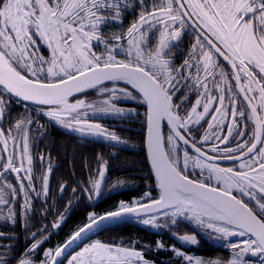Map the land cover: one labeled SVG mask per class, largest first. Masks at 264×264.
<instances>
[{"label":"snow or ice","instance_id":"snow-or-ice-1","mask_svg":"<svg viewBox=\"0 0 264 264\" xmlns=\"http://www.w3.org/2000/svg\"><path fill=\"white\" fill-rule=\"evenodd\" d=\"M130 7L140 9L138 20L126 32L102 36L103 26L122 24ZM189 29L195 43L176 67L173 49ZM121 52L124 59L117 58ZM92 89L107 94L99 106L81 98ZM125 99L146 108L157 195L145 192L113 211L90 214L89 223L65 245L46 250L39 264H63L60 258L83 234L127 218L153 228L188 221L210 237H246L228 245L234 250L228 261L195 264H264V0H134L131 6L127 0H0V221L14 225L19 216L27 223L34 201L50 192L52 168L35 174L45 159L32 154L30 131L38 122L13 120V103L30 102L50 122L115 146L120 137L93 122L88 110L123 116L117 104ZM106 169L105 162L82 189L89 199L103 194ZM44 231L38 230L41 239L31 233L34 242L19 256L13 245L0 244V264H36ZM176 238L198 244L196 235ZM137 243L97 240L68 264H150Z\"/></svg>","mask_w":264,"mask_h":264},{"label":"flooded vegetation","instance_id":"flooded-vegetation-1","mask_svg":"<svg viewBox=\"0 0 264 264\" xmlns=\"http://www.w3.org/2000/svg\"><path fill=\"white\" fill-rule=\"evenodd\" d=\"M129 5L131 6L134 3V0H127ZM140 14V9L135 8L132 10L130 7L127 13H122L124 16L123 22L121 23H109L103 26L102 36L105 38L111 37L114 34L119 35L122 32H126L127 28L131 26L132 23L138 20ZM158 36V33L156 34ZM95 43V42H94ZM115 43V41H113ZM155 43V40H153ZM195 43V37L192 34V30L189 29L187 35H185L179 43V48L173 49L174 56V64L176 67H179L184 59L188 55V51L191 49L192 44ZM124 47H127L124 44ZM94 50L99 54L103 51V44H100L98 47H95ZM118 59H124V54L121 52L117 57ZM107 86L109 88L112 87L111 83H108ZM121 87H123L122 82L120 83ZM103 87V85L101 86ZM82 99H85L88 103L96 104L97 106L101 105L103 100L107 98L106 93H100L98 89L88 90L87 94L81 95ZM194 102V97H193ZM25 104L21 102L20 104L13 103V110L22 109L25 112L26 117H30L33 121L38 123H33L30 131V142L32 144V154L34 160H38V158L43 155L45 157L43 163H37L35 174L37 177L42 175L43 172H46L49 167L52 168V172L49 176V186L50 192L47 198L43 196L40 199L34 201V210L36 212V216L38 221L33 223L35 226V230L32 231L39 233L38 230L46 229L44 231L43 236L48 239L50 235L55 236L58 231L64 226V223L70 221V214L73 211H78L83 208L84 205L90 203L91 208L86 211L84 220L81 222V225L77 228L79 229L83 225H85L86 216L89 212L96 213L93 209V206L96 205L97 198L93 197L89 199V194L84 192L82 189L84 187H89V181L93 178H97V169L102 167V165L106 162L107 169L105 171V180L102 184L103 194L99 197L101 200H107L109 202L108 209L102 211H113L120 200H127L120 196L117 199H114L113 196L117 194H124L129 187L127 184V179H129V172L123 173H115L114 172V160L117 159V156L120 155L121 151L124 148H130L125 139L123 138L124 133L126 132H139L146 130L145 123V111L146 108L144 105L140 104L138 100H122L117 104L118 107H121L125 110V114L123 116H112V115H104V114H93L89 109V118L93 122L100 123L103 127L107 128L109 131H113L117 136L120 137L121 143L115 144L112 146L114 142L106 141L100 137L87 136L82 137L77 132H72L70 130H66L63 127L55 124V122H50L46 116L41 115L39 112L34 109L37 108L36 105L28 104L29 108L25 110ZM17 107V108H16ZM18 116V117H17ZM13 120L19 119V114H12L11 116ZM8 125L6 124L5 127ZM206 127V126H205ZM39 129V130H37ZM202 131V130H201ZM56 133L59 134V138L63 140H57ZM100 140V141H98ZM100 142V143H99ZM103 144L104 149L103 152L106 151L105 154L103 152H99L98 155L97 145ZM56 147L58 148L56 150ZM223 147V145H221ZM72 151L74 153L82 152L85 154L83 163L81 165V170H79L76 165H69L70 174L67 172L68 166V152ZM58 153H60V159L58 157ZM105 155V156H104ZM62 161V162H61ZM67 161V166L65 162ZM62 163V172L60 173V166ZM222 164H229L231 162L223 161ZM58 171V172H57ZM136 174H140L138 171ZM72 176L73 179L69 180L68 177ZM118 181H122L123 185L117 188H112L113 185H116ZM61 185H67V188L63 193L60 191ZM37 189L40 188L39 180L36 183ZM73 189H76V192H73ZM111 189V191H110ZM119 191H116L118 190ZM116 191V192H114ZM55 197L54 201H51L50 198ZM58 198V199H57ZM98 198V199H99ZM82 200H84L82 204ZM78 201V202H77ZM22 202V201H21ZM75 202L78 203L77 207L73 209ZM1 222V221H0ZM189 223V227L185 232H175L174 237H179L182 235H196L198 243L201 240L211 241L214 237H210L207 232L203 229H199L197 226ZM54 224H59V227H53ZM76 229V230H77ZM38 235V234H37ZM30 242L34 241L30 235ZM38 239V238H37ZM44 239V240H46ZM177 244H184L185 248L192 247V244H186L181 242L178 238ZM3 245H13L16 246V243L10 240L5 239ZM62 242H56L62 244ZM31 247V245H30ZM51 246L44 247L40 252V260L42 259V252ZM39 250V249H38ZM37 250V251H38ZM16 252V248H15ZM39 260V262H40ZM38 262V263H39Z\"/></svg>","mask_w":264,"mask_h":264},{"label":"trees","instance_id":"trees-1","mask_svg":"<svg viewBox=\"0 0 264 264\" xmlns=\"http://www.w3.org/2000/svg\"><path fill=\"white\" fill-rule=\"evenodd\" d=\"M17 108V107H16ZM19 114V117L24 116L25 112L20 110H11L12 114ZM18 117V116H17ZM57 140H59V134L56 133ZM127 145L130 148H124L117 156V159L114 160V172L115 173H125L129 172L130 176L127 179V186L129 189L124 194H117L113 196L114 199L122 196L124 199H130L136 195H138L143 189H151L153 191H157L155 186V180L152 174L149 171L145 149H144V131L139 132H126L123 135ZM63 140V139H60ZM100 141V140H98ZM100 143V142H99ZM58 148L56 147V150ZM104 145L98 144L97 151L98 157L100 155L99 152H103ZM75 152V151H74ZM72 151L68 152V166L67 161L65 165L67 166V172L70 174L69 165H76V167L81 170V165L84 160L85 154L82 152L74 153ZM103 152V154H105ZM107 154V153H106ZM105 156V155H104ZM58 157L60 159V153H58ZM62 162V161H61ZM138 171L140 174H136ZM58 172V171H57ZM62 172V163L60 166V173ZM74 176V175H72ZM71 175L68 177L69 180H72L73 177ZM74 180V179H73ZM55 197H51L50 200L54 201ZM58 199V198H57ZM78 202V201H77ZM75 202L73 209H75L78 203ZM82 204L84 200L81 201ZM109 202L107 200H101L100 198L96 200V205L93 206V209L96 213H101L102 211L108 209ZM91 208L90 203L83 206L81 210L73 211L70 214V221L64 223V226L58 231L55 236L50 235V237L40 245L39 250L37 251V255L34 257L36 264L40 260V252L44 247L53 246L56 242L65 241L73 231H75L84 220L86 211ZM17 210L19 211V205H17ZM7 210H4L6 214ZM36 212L33 211L29 216L27 223L21 218H17L16 223L13 225L11 222L1 221L0 222V232L4 233V237L0 238V242L10 240L16 243V255L19 256L26 248H29L32 244L30 242V235L33 230H35V226L32 224L38 221L36 216ZM163 223V221L161 222ZM189 227L188 221L180 222L177 226L172 228H151L150 226H142L136 219H124L122 222L117 224H108L99 228L96 232L85 237L79 245L91 241V240H99L105 243H125L128 244L132 241H138L135 245L136 250H139L143 253L144 258L155 264H186L187 261L181 257H177L172 248L176 249H185L188 252L193 253H201L203 255L208 256H218L227 258L229 257V253L225 250H222L216 246H214L211 242L201 240L198 244L193 245L192 247H181L179 246L173 239L175 232H185ZM9 237H12L9 239ZM38 239H41V236L37 235ZM161 242L164 247L157 248V242ZM143 245V247H142ZM63 262L65 258L62 259ZM14 264V262H13Z\"/></svg>","mask_w":264,"mask_h":264},{"label":"built area","instance_id":"built-area-1","mask_svg":"<svg viewBox=\"0 0 264 264\" xmlns=\"http://www.w3.org/2000/svg\"><path fill=\"white\" fill-rule=\"evenodd\" d=\"M145 192H149L148 190L144 191L143 194ZM142 194V196H143ZM152 195H154V193H151ZM138 198V197H137ZM133 200V199H132ZM131 200V201H132ZM246 237H239V236H232V237H228L226 239H219L216 243H215V246L222 249V250H225V251H228L229 253V257L227 258H223V257H218V256H208V255H203L201 253H187V252H183L185 253V255L187 256H190L193 258V264H195V260L196 259H200L202 260L203 258L207 261H214V260H221V261H228L229 259H231V255H233V249L230 248L228 245L230 243H233V242H239L241 241L242 239H245ZM92 242H95V241H89V242H86L84 244H82L81 246H79L77 249H75L72 253H70V255L67 257V259L65 260L64 264H68V259H70L71 255H75L76 252H79L84 246H86L87 244H90ZM248 259H251V260H256L257 258L255 257H247ZM150 264H154V263H151ZM188 264V262H187Z\"/></svg>","mask_w":264,"mask_h":264},{"label":"water","instance_id":"water-1","mask_svg":"<svg viewBox=\"0 0 264 264\" xmlns=\"http://www.w3.org/2000/svg\"><path fill=\"white\" fill-rule=\"evenodd\" d=\"M24 103H28V104H30V102H24ZM145 139H146V130H145V137H144V149H145V155H146V160H147V164H148V168H149V171H150V173L152 174V172H151V167H150V162H149V160H148V156H147V149H146V144H145ZM152 176H153V178H154V180H155V177H154V175L152 174ZM116 191H119V189L118 190H116ZM116 191H114V192H116ZM157 191H158V189H157ZM105 213H107V212H105ZM102 214H104V213H102ZM102 214H100V215H102ZM127 219H133V218H127ZM89 223V222H88ZM87 224V223H86ZM85 224V225H86ZM85 225H83L82 227H84ZM81 228V227H80ZM99 228H93L92 229V231H90V232H86L85 234H83L82 235V238L81 239H78L77 241H76V243H74L70 248H68V250H67V253L65 254V256L68 254V253H70L85 237H87L88 235H90V234H92L93 232H96L97 230H98ZM79 230V229H78ZM77 230V231H78ZM75 233V232H74ZM73 233V234H74ZM73 234L61 245V246H63V245H65L69 240H70V238L73 236ZM173 239H174V241L175 242H177V239H176V237H173ZM217 238L214 236L212 239H211V243H213L215 240H216ZM179 246H181V247H185L184 246V244H178ZM65 256H62L60 259H63Z\"/></svg>","mask_w":264,"mask_h":264},{"label":"rangeland","instance_id":"rangeland-1","mask_svg":"<svg viewBox=\"0 0 264 264\" xmlns=\"http://www.w3.org/2000/svg\"><path fill=\"white\" fill-rule=\"evenodd\" d=\"M98 91H99V90H98ZM99 92H100V91H99ZM100 93H101V92H100ZM147 189H149V188H147ZM147 189H143V190H142V193H140V194L138 195L139 197L136 196V197H134V198H137V197H138L137 199L141 198L143 192L146 191ZM150 190H151V189H150ZM151 193H152V192H151ZM134 198H133V199H134ZM115 208H116V207H115ZM90 214H93V213H92V212H89V213L87 214V216H86V220H87V221L85 222V224L89 222L88 217L90 216ZM94 214H95V213H94ZM161 222H162V221H161ZM142 226H146V225L143 224ZM150 227H151V226H150ZM151 228H153V227H151ZM62 244H63V243H62ZM62 244L57 243V244H54V245L51 246V247L46 248V249L42 252V256H41V258L44 259V252H45L46 250H48V249H55L56 247L61 246ZM180 251H181V250H180ZM226 252L228 253V251H226ZM231 257H232V255H231ZM42 259H41V260H42ZM41 260H40V261H41ZM202 260H203V261H207V260H205L204 258H203ZM37 264H39V263H37Z\"/></svg>","mask_w":264,"mask_h":264}]
</instances>
